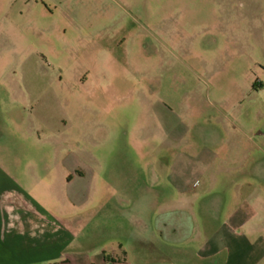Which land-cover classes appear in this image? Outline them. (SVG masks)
I'll return each mask as SVG.
<instances>
[{"label": "rangeland", "instance_id": "rangeland-1", "mask_svg": "<svg viewBox=\"0 0 264 264\" xmlns=\"http://www.w3.org/2000/svg\"><path fill=\"white\" fill-rule=\"evenodd\" d=\"M262 138L264 0H0V166L72 192L85 169L91 243L130 256L171 170L242 165Z\"/></svg>", "mask_w": 264, "mask_h": 264}, {"label": "crops", "instance_id": "crops-1", "mask_svg": "<svg viewBox=\"0 0 264 264\" xmlns=\"http://www.w3.org/2000/svg\"><path fill=\"white\" fill-rule=\"evenodd\" d=\"M256 146L242 165L195 162L171 170L174 193L156 203L158 213L130 216V256L122 246L106 249L98 235L91 243L105 225L87 214L93 199L78 193L85 169L63 183L74 180L72 192L43 184L33 168L0 166V264H264V147ZM110 223L121 229V216ZM157 234L173 249H155ZM142 252L162 256L151 261L136 255Z\"/></svg>", "mask_w": 264, "mask_h": 264}]
</instances>
